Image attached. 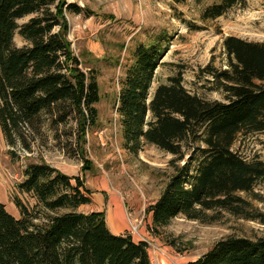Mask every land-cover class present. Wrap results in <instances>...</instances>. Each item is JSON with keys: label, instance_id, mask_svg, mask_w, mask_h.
<instances>
[{"label": "trees", "instance_id": "obj_1", "mask_svg": "<svg viewBox=\"0 0 264 264\" xmlns=\"http://www.w3.org/2000/svg\"><path fill=\"white\" fill-rule=\"evenodd\" d=\"M245 2L214 0L202 18L218 19ZM66 14L92 16L65 0H0V131L11 161L21 152L33 153L43 117L56 128L73 118L77 143L97 125V77L80 68L67 38ZM16 35L27 45L17 47ZM162 39L136 47L116 103L131 154L145 143L173 155L171 164L183 163L147 209L153 224L163 228L178 216L202 221L207 212L224 211L264 226V213L242 197L255 196L257 187L264 190V162L232 149L241 135L264 134V43L234 36L223 40L227 69L208 66L204 72L224 101L210 102L188 92L181 77L150 94L168 45L162 46ZM22 175L17 189L36 205L28 209L15 198V218L0 202V264H151L147 244L128 233L112 234L104 212H78L92 203L81 177H69L42 159L28 164ZM189 264H264V238L221 239Z\"/></svg>", "mask_w": 264, "mask_h": 264}, {"label": "rangeland", "instance_id": "obj_2", "mask_svg": "<svg viewBox=\"0 0 264 264\" xmlns=\"http://www.w3.org/2000/svg\"><path fill=\"white\" fill-rule=\"evenodd\" d=\"M65 1L87 9L92 15L86 18L66 14L67 38L81 63L80 68L86 74L93 71L97 77L98 122L86 131L84 143H77L79 134L73 118L66 126L56 128L50 126L48 117H43L33 153L21 152L18 161L10 160L0 131V201L6 210L18 214L15 198L28 209L35 207V199L19 192L17 185L23 180L25 167L42 159L69 177L83 179L94 202L80 207L78 212L90 214L99 208L104 210L102 204L108 197H116L124 205L127 233H131V224L137 228L147 243L151 264H189L227 237L264 238V226L224 211L207 212L202 221L178 216L166 227L155 226L147 209L159 199L176 166L183 163L171 164L173 155L145 143L137 154H131L126 149L116 113L125 66L132 62L138 45H149L159 37H163L162 46L168 45L155 70L150 94L159 85L168 84V79L181 77L182 85L191 94L206 101L223 102V92L204 70L208 66L227 69L223 49L226 37L264 43V2L246 0L244 5L234 7L218 19L204 20L202 14L214 0ZM31 17L18 24L26 23ZM14 43L17 47L27 45L18 35ZM232 149L247 160L258 158L264 162V134L241 135ZM190 153L188 150L186 156ZM254 195L242 197L255 211L264 213V203L260 202L264 190L257 187ZM132 235L141 242L137 234Z\"/></svg>", "mask_w": 264, "mask_h": 264}, {"label": "crops", "instance_id": "obj_3", "mask_svg": "<svg viewBox=\"0 0 264 264\" xmlns=\"http://www.w3.org/2000/svg\"><path fill=\"white\" fill-rule=\"evenodd\" d=\"M93 201V200H92ZM3 203L2 201H0ZM94 202V201H93ZM4 204V203H3ZM92 204V203H91ZM89 204V205H91ZM87 206V205H85ZM84 207V206H82ZM104 210L101 208L97 209L96 211H91L90 213L94 212H104L105 214V222L109 231L114 235H123L127 234L126 229V212L124 210V205L120 203V201L115 197H108L107 201L102 204ZM18 211V210H17ZM13 217L19 218V212L17 213H10ZM151 216L149 215L148 218Z\"/></svg>", "mask_w": 264, "mask_h": 264}, {"label": "built area", "instance_id": "obj_4", "mask_svg": "<svg viewBox=\"0 0 264 264\" xmlns=\"http://www.w3.org/2000/svg\"><path fill=\"white\" fill-rule=\"evenodd\" d=\"M137 234L138 236H139V234H138V231H137V228L135 227V226H133L132 224H131V233H129L131 236H133L132 234ZM139 239L141 240V242H146L143 238H141L140 236H139ZM147 244V243H146Z\"/></svg>", "mask_w": 264, "mask_h": 264}]
</instances>
